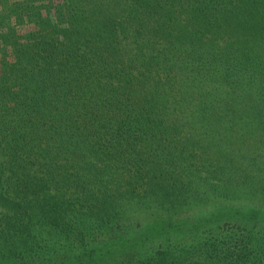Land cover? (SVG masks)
<instances>
[{"label":"trees","instance_id":"obj_1","mask_svg":"<svg viewBox=\"0 0 264 264\" xmlns=\"http://www.w3.org/2000/svg\"><path fill=\"white\" fill-rule=\"evenodd\" d=\"M0 264H264V0L0 8Z\"/></svg>","mask_w":264,"mask_h":264},{"label":"rangeland","instance_id":"obj_2","mask_svg":"<svg viewBox=\"0 0 264 264\" xmlns=\"http://www.w3.org/2000/svg\"><path fill=\"white\" fill-rule=\"evenodd\" d=\"M10 0H0V8H3V6L8 3L9 4ZM22 29H25V27H22Z\"/></svg>","mask_w":264,"mask_h":264}]
</instances>
